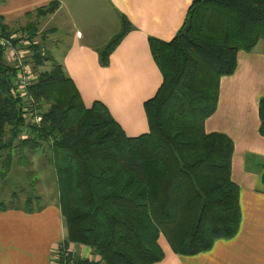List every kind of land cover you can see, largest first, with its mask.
Masks as SVG:
<instances>
[{"label":"trees","instance_id":"trees-1","mask_svg":"<svg viewBox=\"0 0 264 264\" xmlns=\"http://www.w3.org/2000/svg\"><path fill=\"white\" fill-rule=\"evenodd\" d=\"M58 7L53 1L36 15ZM133 28L123 16L121 30L99 51L102 66ZM25 29L37 72L29 92L48 108L40 123L28 122L15 89L18 69L7 62L1 45L12 32L0 16V151L6 152L0 176L15 160L29 170L28 152L47 146L65 242L88 246L101 257L94 262L75 255L77 264H154L164 258L161 235L175 253L194 255L237 233L234 143L225 133L207 132L205 122L217 109L221 78L237 68L239 52L264 39V0H194L171 41L149 37L163 81L144 103L149 131L134 137L103 102L84 104L64 67L34 42L35 22ZM47 61L51 67L38 72ZM259 116L264 136V96ZM40 200L28 197L27 209ZM7 206L14 205L0 202Z\"/></svg>","mask_w":264,"mask_h":264},{"label":"crops","instance_id":"crops-1","mask_svg":"<svg viewBox=\"0 0 264 264\" xmlns=\"http://www.w3.org/2000/svg\"><path fill=\"white\" fill-rule=\"evenodd\" d=\"M53 1L59 2L53 13L36 15L37 9ZM193 1L4 0L0 16L12 35L35 20L41 24L40 32L47 29L41 46L46 45L51 57L64 67L84 104L90 107L96 100L103 102L125 133L134 137L149 131L144 103L163 81L149 37L171 41ZM123 16L134 28L111 53L109 65L102 66L99 51L121 30ZM263 96L261 39L253 50H241L235 72L221 78L217 109L205 122L207 132L225 133L234 143L232 179L239 186V229L194 255L175 253L161 235L164 258L154 264H264V136L259 132ZM26 209L0 207V264H51L53 250L62 242L80 258L101 260L88 246L66 244L59 203Z\"/></svg>","mask_w":264,"mask_h":264},{"label":"rangeland","instance_id":"rangeland-1","mask_svg":"<svg viewBox=\"0 0 264 264\" xmlns=\"http://www.w3.org/2000/svg\"><path fill=\"white\" fill-rule=\"evenodd\" d=\"M36 33L34 34L33 40L35 39L41 43L45 44L43 39L44 32L48 31L47 29L40 32L41 24L36 22ZM17 35L26 36L28 38L29 33L26 31L25 27L22 29H16ZM29 39V38H28ZM32 43V42H31ZM42 47V46H41ZM28 50L31 52L30 48ZM42 53L46 54L48 52L47 46L41 48ZM7 57V56H6ZM7 62L15 66L14 60L12 58H6ZM31 62L32 65V52H31ZM51 62L47 61L43 66L38 68L39 71L49 69L51 67ZM34 66V65H33ZM35 68V67H34ZM48 108L47 103L42 104L41 111L43 112ZM27 114V112H26ZM25 114V116H26ZM28 122L36 123L32 119L26 116ZM40 123V122H39ZM38 124V123H36ZM0 156L2 157L0 161V170L2 171L3 161L6 158V152L0 151ZM30 165L29 170L19 163L16 160L12 163L10 171L4 177H0V198L1 202H6V204H12L15 206H21L22 208H27L29 203L27 201L28 197L34 199L36 196H40L41 200L32 202V206L42 208L45 204L48 203H59V194H58V184L56 178V172L52 164L51 156L47 146L44 145L41 149L35 152H28ZM29 171H32V177L28 176ZM33 173L34 176H33ZM36 179L34 187L31 186V182ZM14 196V198H12ZM7 198V199H4ZM28 211V209H26Z\"/></svg>","mask_w":264,"mask_h":264},{"label":"built area","instance_id":"built-area-1","mask_svg":"<svg viewBox=\"0 0 264 264\" xmlns=\"http://www.w3.org/2000/svg\"><path fill=\"white\" fill-rule=\"evenodd\" d=\"M14 39L19 40L15 42ZM1 45L5 50V56L12 58L18 69L15 89L17 96L23 102V109L27 111L26 116L39 123L42 119L41 103L29 92V88L37 80V72L31 62V52L28 50L30 41L26 36L13 34L10 38H2ZM75 257L73 251L65 247L62 242L53 250L51 264H77L78 261Z\"/></svg>","mask_w":264,"mask_h":264}]
</instances>
